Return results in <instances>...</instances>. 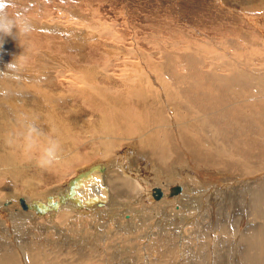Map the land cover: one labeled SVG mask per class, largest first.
<instances>
[{
	"label": "bare ground",
	"instance_id": "bare-ground-1",
	"mask_svg": "<svg viewBox=\"0 0 264 264\" xmlns=\"http://www.w3.org/2000/svg\"><path fill=\"white\" fill-rule=\"evenodd\" d=\"M28 1L20 8L37 13L27 17L39 31L22 47L9 37L0 49L7 54L0 70L26 56L18 79L0 80V89L13 93L0 96V264H264V178L242 181V193L230 185L264 172V37L238 31V43L210 39L216 50L230 48L217 62L198 60L189 44L169 52L93 45L98 57L91 59L90 37L85 42L77 33L82 27L44 21L45 10ZM231 1H212L208 9L226 19L240 10L232 20L264 35L263 26L257 29L264 0L239 1V10ZM59 11L82 18L70 8ZM122 52L127 57L117 56ZM21 112L39 117L45 131L55 128L59 163L42 170L39 153H26L22 139L6 143L22 131ZM120 145L126 148L116 152ZM82 148L95 163L65 183ZM129 148L138 156L117 166L116 156ZM140 169L165 187V199L158 188L160 201L149 197L152 210L145 208L149 186ZM179 173L203 179L172 178ZM223 183L221 193L211 194L214 203L204 202L209 192L192 195ZM80 219L85 223L74 229Z\"/></svg>",
	"mask_w": 264,
	"mask_h": 264
},
{
	"label": "rangeland",
	"instance_id": "rangeland-1",
	"mask_svg": "<svg viewBox=\"0 0 264 264\" xmlns=\"http://www.w3.org/2000/svg\"><path fill=\"white\" fill-rule=\"evenodd\" d=\"M212 1L215 2V0H211V2L210 0H67V2L65 1L64 2L65 4H64L62 0H53V1L52 0H34L33 3H28V4L31 5L32 9L33 8L36 9L37 5L39 4L42 9H44L47 12L48 11L50 12V14L49 12L48 13L46 12L47 13L46 14L44 11V14H46V15L43 14L42 16L44 21L51 22L53 21V19L59 18L58 20L60 21H68V23L70 24L82 27L83 31L78 30L77 33L80 34L79 36H83L86 38L84 39L85 42L87 40V36L90 37V39L88 38L86 43L89 44L91 47H89V45L86 44L85 50L90 54L91 59L93 58L95 59L98 57L97 53L92 47L93 45L97 46V45L102 44V46H105L108 49L110 48L111 51H115V49L120 50L122 48L133 50L136 47H138V48H143L145 51L147 50V52H154L157 48H162L169 52L170 50L173 51L174 49L183 50L185 47L187 48L189 44V46H191L190 51L192 50L193 52L192 51L191 52L194 53V55H198L196 56L198 60L203 61V59L208 58L209 56L210 58H213V56H215L217 58L215 61L217 62L218 59H221V56L219 55L222 52H225V51L228 52L230 48L226 49V47H223L220 50H216L217 48H215V46L212 45V42L210 41V39L220 42L221 38H226V40L232 38L235 43H238V38H239L238 31L244 34H254L256 36H261V38L264 37V35L259 34L256 31L250 29L247 25L246 26L242 24L239 25V21L232 20V17L234 15L237 14L236 15L237 17L238 15L239 17L242 15V12L239 10L240 5L238 4V2L239 1L242 2V0L231 1L233 3L232 4L233 7L238 9L240 13L237 12L236 10H233L234 13L233 11L231 12L233 16H229L228 19H226L225 16L222 18V16L219 13L217 12L215 13V11L213 10L210 11L208 9V8H211L208 5L213 4ZM24 2L27 3L29 1L28 0H14L15 7L8 9L9 14L14 15L17 12V10L20 7H22L20 6V4L21 3L23 4ZM60 8H70L72 11L77 13L75 16L81 14L82 18H78V16L74 17V15L71 16L70 14H69L70 17L67 16L66 14H62V12L59 11ZM24 13L26 16L30 15L31 17H34V16L37 17V13L35 14V12L33 11L29 12L28 14L27 12L24 11ZM52 13L53 15H51ZM247 16L251 17V15H247ZM88 17L89 19H87ZM228 24H230V27L228 26ZM262 26L264 27V21H261L259 23V26H257V29L260 30ZM35 31H39V30H35ZM32 33H36V32L33 31ZM32 33L31 35L33 36ZM28 37H30V35ZM211 49H214V52L217 53L218 55L213 53ZM48 50H55V49L51 46L49 47ZM195 50L197 53L195 52ZM126 53L128 52L118 53L117 56H119L120 58H124V57H127ZM95 54L96 56H94ZM6 57H7V54L0 53V58H1L0 63L4 64ZM103 59H105V57ZM111 61L114 62L113 64L115 67L113 66V68L115 69L117 68L116 73L118 75L121 74L120 70L122 69V67L119 65H115V62H117V60L111 59ZM69 126H70V121H67L65 123V127L69 128ZM119 147L115 149L116 152L118 149L120 151L126 148V145H120ZM85 148L81 149V152H82L81 158H80L81 162L77 164V166L75 165L72 168V170H68L69 172L67 171L68 178L67 176L65 177V180H64L65 183L71 176L78 173L80 169H85L88 166V164L95 163L96 157L92 156V158H89L85 154L86 153ZM131 151L132 150H130L129 148L125 152L121 151L119 153L120 155L117 153L118 156H116L115 158L117 161V166L123 164V162L126 161V158L128 161L129 158L138 156V151L136 149L134 152H131ZM82 165H85L86 167L85 166L82 167ZM117 166L115 163V167ZM141 172L143 176L141 175V177L139 178L143 182H145L144 185H147L150 188V189L149 188L147 189V194L146 196H144V197H147L148 199L147 201H144V202L146 205L149 206L147 207L145 205V208L148 210H152L153 206H151V204H147V202H149V197L150 199H152V202H155V203H158L160 200L165 199V192H164L165 187L164 188L163 186L157 187L158 185H155L156 182H154L153 179L152 180L150 179L151 176H153L154 174L150 172L149 170L143 169L141 170ZM184 172H186V170H184ZM127 174H129V171H126L125 175ZM186 175L187 174L182 175L180 173L174 174L172 178H178L182 182L184 180L185 181L187 180V182L189 181L188 183L190 184L192 183L196 184L203 179V178L202 179L199 178L198 179L199 181H198L197 178H186ZM134 176H137V175L134 174ZM163 176L164 177L163 178L161 177V178L164 181H166L167 175L163 174ZM259 177L264 178V172L260 173V175L259 174L255 175L252 178L249 177L251 179L241 178L237 180L238 182L237 181H233L234 183L231 182L230 185L234 184L233 187H231V189L240 188L239 192L242 193V190H244V187L243 186L241 187L243 182H247L249 180L255 181V179H260ZM140 179L138 180L140 181ZM65 183L62 182L61 184L65 185ZM205 183L208 184L210 182H205ZM203 185L206 186V184H203ZM223 187H225V183L219 184L218 186L215 185V188H213V186L199 187L200 190L197 189L196 191L192 193V195H196L197 197H199L202 195H208V192H209L210 194L209 196L211 197L207 199V196H206L204 199V202H206L207 200H211L212 203H214L217 201V199H215L212 195H218V193H221L222 189H224ZM70 188L71 187L69 186V190L67 193L68 197L70 196ZM155 188L162 190L164 194V195L163 194L161 195L163 196L162 199L157 200L154 198L153 190ZM228 188L229 190H231L230 187ZM176 189L179 190V188H174V191ZM178 190L175 192H172L173 194L171 193L172 195L171 198L175 196L176 193H178ZM49 198L51 199L53 197H49ZM64 200H66L65 197L63 198V201ZM144 202H141V203H144ZM130 207L134 209V207L137 208L138 206L136 204L132 205L131 203ZM77 209L83 210L84 207L83 208L80 207ZM81 223H85L83 219H80L79 221L77 220V225L74 226V229H76L77 226L80 225ZM87 225L91 226L89 222L87 223ZM186 229L188 232L192 230V228H189V227H187ZM201 232L206 233L207 230L202 229Z\"/></svg>",
	"mask_w": 264,
	"mask_h": 264
},
{
	"label": "clouds",
	"instance_id": "clouds-1",
	"mask_svg": "<svg viewBox=\"0 0 264 264\" xmlns=\"http://www.w3.org/2000/svg\"><path fill=\"white\" fill-rule=\"evenodd\" d=\"M15 7L14 0H0V49L3 48L7 38L17 41L22 47L21 42L26 39L33 31L35 26L23 11H17L10 15L9 8ZM26 56L23 54L15 56L13 60L5 65V70H0V80L18 79V74L23 69ZM8 89H0V96H7ZM19 96L21 92L14 93ZM39 117H29L25 113L17 114V122L21 124L22 131L19 134H10L6 143L13 145L17 138L23 140V148L26 153L38 152L36 165L42 170L51 168L61 160V144L55 136V128L45 131L38 123Z\"/></svg>",
	"mask_w": 264,
	"mask_h": 264
},
{
	"label": "water",
	"instance_id": "water-1",
	"mask_svg": "<svg viewBox=\"0 0 264 264\" xmlns=\"http://www.w3.org/2000/svg\"><path fill=\"white\" fill-rule=\"evenodd\" d=\"M75 181V179L73 180V181H71L70 183H71V186H73V182ZM178 189H176L175 191H177ZM153 193H154V198H160L161 196H160V192H159V190L158 189H154L153 190Z\"/></svg>",
	"mask_w": 264,
	"mask_h": 264
}]
</instances>
